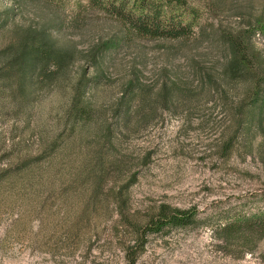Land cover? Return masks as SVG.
<instances>
[{
  "label": "rangeland",
  "instance_id": "1",
  "mask_svg": "<svg viewBox=\"0 0 264 264\" xmlns=\"http://www.w3.org/2000/svg\"><path fill=\"white\" fill-rule=\"evenodd\" d=\"M188 1L198 8L188 36L122 38L116 19L78 6L77 0H0V10L16 5L8 25L48 23L46 29L58 43L75 47L67 73L75 77L84 69L98 75L88 96L104 123L118 125L114 108L131 84L140 83L145 95L153 96L163 83L175 82L181 94L157 107L148 121L117 127L112 147L105 148L119 167L108 171L101 198L94 203L76 183L57 188L61 179L70 180L67 167L55 175L47 172L45 188L0 186V264H125L120 244L130 237L129 228L121 224L117 203L106 194L132 173L123 206L129 219L141 221L161 202L193 206L197 218L189 226L149 233L134 264H264L263 232L247 235V245L219 240L213 232L224 217L264 215V135L254 132L245 138L228 128L226 107L214 89L227 57L220 29L255 23L257 14L264 19V0ZM252 41L264 54V33L253 34ZM231 86L234 99L243 85ZM65 91L55 83L40 87L24 116L0 96V152L9 153L19 138L35 150L39 128L45 142L58 131L65 135L70 129L63 122ZM87 125L70 131L74 141L67 147L57 142L50 159L67 166L69 160H79L85 140H93ZM79 136L84 138L81 145ZM227 136H232V148L225 156L218 143ZM85 203L94 204L93 216L78 222V209ZM71 222L77 224L74 231L66 230Z\"/></svg>",
  "mask_w": 264,
  "mask_h": 264
},
{
  "label": "trees",
  "instance_id": "2",
  "mask_svg": "<svg viewBox=\"0 0 264 264\" xmlns=\"http://www.w3.org/2000/svg\"><path fill=\"white\" fill-rule=\"evenodd\" d=\"M17 1L22 4L25 2ZM83 2L85 3L77 0L78 6L88 5L116 19L122 25V38L138 35L183 38L192 32L198 19V8L188 0ZM15 10L16 5H8L0 10V32L6 30L0 40L1 99H7L15 113L24 116L31 109L32 101L40 87L55 83L58 87L66 89L62 114L63 122H67L70 129L65 135H60L61 132L58 131L45 142L39 128L40 141L35 150L27 146L23 138L13 141L9 153L0 152V160L3 157L6 159L0 163V186L45 188V181H48L47 172H53L55 175L61 167H67V179L70 180L60 178L61 182L57 188L76 183V186L88 190L89 200L94 203L93 201L101 198L108 171L117 170L119 167L114 154L108 153L105 148L112 147V138L117 127L129 128L148 121L154 116L157 107L166 106L178 97V94L181 95L180 90H176L175 82L163 83L153 96H147L140 83L131 84L125 88L126 93L119 97L114 108L115 114L119 116L118 125L104 123L100 108L94 107L88 96L89 89L98 83V75H87L83 69L77 76L69 77L67 67L74 56L75 47L58 43L47 31L48 23H42L40 26H23L18 23L8 25ZM258 31L264 33V19L260 14L256 15L255 23L220 29L221 37L226 43L227 57L217 74L219 78L214 89L220 105L226 107V126L233 131H239L245 138L254 132L264 135V54L252 41L253 34ZM234 82H240L243 87L240 94L232 99L228 90L232 89ZM86 125L90 131L89 137L93 140L91 143L85 140V149L82 150L79 160H69L67 166L50 159L49 156L56 149L57 142L64 143V148L67 147L72 139L74 141V138L69 137L70 131L76 128L81 131V127ZM231 137L227 136L219 141L222 155L226 156L230 152ZM81 140L84 138L79 136L77 142L80 144ZM133 176L132 173L129 181L117 185L106 194L107 198L117 203L121 224L129 228L130 237L121 240L120 244L125 264L135 263L149 233L166 231L170 227H185L197 221L193 206L178 207L164 202L157 204L141 221L129 219L123 211V206L126 188ZM93 205L85 203V206L79 207L78 222L92 218ZM76 225L75 222L67 223L66 230L74 231ZM257 231L264 233V215L224 217L213 227V232L219 240H240L245 245L250 241L246 236Z\"/></svg>",
  "mask_w": 264,
  "mask_h": 264
}]
</instances>
